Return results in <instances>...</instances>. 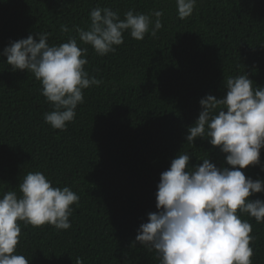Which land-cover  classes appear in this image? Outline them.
<instances>
[{"label":"trees","instance_id":"obj_1","mask_svg":"<svg viewBox=\"0 0 264 264\" xmlns=\"http://www.w3.org/2000/svg\"><path fill=\"white\" fill-rule=\"evenodd\" d=\"M110 8L121 19L163 12L162 27L143 40L123 34L115 52L100 56L79 41L75 27L88 29L94 8ZM155 19V16H153ZM67 26L68 32L62 31ZM47 33L50 45L76 37L88 48L85 70L103 83L84 90V103L66 130L44 119L53 110L42 84L27 70L13 71L0 55V197L16 191L28 172L40 171L54 187H70L71 227L19 222L15 254L29 264H160L155 252L135 242L148 213L158 211L161 173L179 154L190 166L209 158L217 167L226 154L208 140L187 142L200 100L226 93L227 77L248 74L264 86V0H197L193 14L178 17L176 0H0V53L11 42ZM261 165L243 169L264 179ZM252 200H264V192ZM252 225V264H264V222Z\"/></svg>","mask_w":264,"mask_h":264},{"label":"clouds","instance_id":"obj_2","mask_svg":"<svg viewBox=\"0 0 264 264\" xmlns=\"http://www.w3.org/2000/svg\"><path fill=\"white\" fill-rule=\"evenodd\" d=\"M197 0H176L178 17H190ZM163 12L135 13L120 18L110 8H94L87 30L75 27L80 42L100 56L115 52L124 43L123 34L143 40L162 27ZM155 16V19H153ZM62 31L68 32L67 26ZM11 42L3 55L13 71L27 70L42 84V95L53 110L44 119L52 128L66 130L84 103V90L102 80L85 70L88 48L78 46L76 37L59 45L48 42L47 33ZM226 93L200 100L202 111L188 128L187 142L203 138L226 154L230 168L217 167L209 158L190 166V156L179 154L161 173L156 192L158 211L148 213L135 237L136 243L155 252L160 264H252V225L239 213L264 222V200H252L264 192V179L246 177L243 169L261 165L264 148V86L253 87L248 74L227 77ZM16 191L0 197V264H29L15 254L20 243L19 222L39 227L50 224L58 230L71 227L72 205L79 196L70 187H54L40 171L28 172ZM76 264H83L81 259Z\"/></svg>","mask_w":264,"mask_h":264}]
</instances>
